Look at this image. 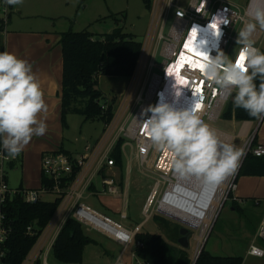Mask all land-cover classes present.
<instances>
[{"label": "rangeland", "instance_id": "374dc122", "mask_svg": "<svg viewBox=\"0 0 264 264\" xmlns=\"http://www.w3.org/2000/svg\"><path fill=\"white\" fill-rule=\"evenodd\" d=\"M186 1L187 0H183V2ZM230 1L235 4L236 9L243 15L247 1ZM27 2L31 3L30 0H23L22 4L26 7L28 5ZM64 2H68V6H66ZM172 2L175 3L174 1ZM185 5L186 3H182V6ZM58 7L60 8H56L54 12L52 11L51 13L56 16L61 15L58 19L63 20V23L67 26L66 29H68V27L74 31L87 29L88 32L91 31L101 34L111 32L115 27L121 26L125 32L132 33L135 39L142 43L138 69L128 80L126 77L121 76H99V90L106 96L107 100L110 101L113 99L111 101L114 111L112 122L104 124L98 120L86 121L81 115L70 113L67 117V122L68 125L70 124V127L67 125L65 128V130L68 131V145L80 148L87 142L88 147L85 150H88L90 148L89 146L94 145L93 143L96 139L95 142L101 140V137L105 139L103 146L104 144L107 146V143H110L109 138H111L114 143L118 137L123 138L121 150L125 166L124 179H126L124 182V191H122L119 184L120 171L118 167L107 168L104 166L101 172H108L110 175H113L115 181L118 183V196L115 197L107 193L99 195L91 194L89 191L94 190V186H91L89 191L84 194L81 201L122 224L124 222L132 223L130 224L132 227L136 222H141L145 219V216L142 214L143 205L154 183L159 179L154 169L157 148L153 145L146 161L140 162L136 156V143L133 136L140 117L142 116L145 118V116L149 114L142 115L144 110L152 103V101H149V90L153 85H155V88L161 86V80H155L154 78L160 77L161 67L166 59L163 53L164 44L175 43V39L172 36L173 34H170L173 11H169L170 13L167 20L164 22V7H158L157 5V7L153 8V12L147 11L144 8L142 0H58ZM17 15L18 13L14 10L12 18H16ZM239 25L240 22L236 24V26ZM233 34H235V38L231 40L228 45L229 54H227V56H229L230 59H233L234 53L238 48L236 44L238 34L237 32ZM258 46L259 48L264 47V41ZM230 98L231 96L229 99ZM225 106L226 104L223 105L221 111L214 119H206L205 122L221 132L227 131L235 133L242 125L240 122L235 125L233 121H227L220 117ZM134 120L136 122H134ZM261 125L262 126L259 125L260 127H257L256 130L257 137L263 140L264 122ZM107 135L110 136L108 137ZM244 141L245 139L239 141L234 137H230L229 143L237 148H243ZM113 142L112 146H114ZM242 161L243 160H240L236 171L230 174V183L236 179L235 176ZM6 170L8 171V185L12 189L18 186L30 189L39 188L40 179L36 178V183H32L35 178H32L31 172H27L26 169L22 168L20 163L9 165ZM194 178L196 177H185V180L191 182L194 181ZM261 180L263 187L262 192H264V176ZM230 183L225 186L223 196L217 205L212 219L208 222L207 230L202 236L201 229L203 224L201 222L199 225L192 223H190V225L184 224L190 232L188 235L189 246L186 248V251L192 260L202 245L213 255H238L242 257L245 248L253 238L255 244L264 247V242L260 238L255 237L256 225L264 214V207H252L247 202L242 205L240 204L241 207L245 209L243 213L235 210L227 198ZM94 185L96 188L102 190L103 187L100 175L95 176ZM163 189L164 186H160L156 195L158 199H160ZM55 197V194L47 192V194L41 196V199L43 201H52ZM122 210L125 211L128 218H120L119 213ZM151 210L154 212H152L149 219L144 221L141 231L160 233L166 237L167 229L162 226V228L159 227L154 221V215L167 218L169 220V229L174 228L175 222L183 226L182 223L166 216L165 212L158 210L156 206H153ZM191 210L192 208L189 209V211ZM81 226L86 235L97 239L96 244L92 243L85 246L82 254L83 264H114L117 256L119 258V261H117L118 264H135L134 259L136 257L132 256L133 248L131 246L122 251V247L117 245V243L113 242L110 238L96 230L87 228L85 225ZM104 248L110 249L111 256H109V258H106L102 254ZM34 252L35 248L33 245L25 259L29 261L34 256ZM28 261H25V263L23 261V263L28 264ZM46 261L49 264H60V262L53 257L51 251L47 252ZM242 264H264V258L258 260L249 259Z\"/></svg>", "mask_w": 264, "mask_h": 264}, {"label": "built area", "instance_id": "2783aa9c", "mask_svg": "<svg viewBox=\"0 0 264 264\" xmlns=\"http://www.w3.org/2000/svg\"><path fill=\"white\" fill-rule=\"evenodd\" d=\"M256 2L257 1H250V3H248L247 11L244 15H242L230 4L224 2V0H191L185 6L173 3L172 1L167 2L166 7L168 10L173 11L174 16L170 27V34L172 35V31L176 29L179 31V36L175 40L174 47L167 55H165L166 59L161 67V86L165 78L164 70L166 71V69L174 63V59L175 61L179 59V56L184 49L187 37L190 35V32H192L190 30L194 26L202 29L207 27L208 24L213 21L217 26L216 29L220 32L217 37L214 33L210 36L206 44L208 53L212 57H215L217 51H223L227 54L228 45L230 41L235 38L233 32L236 24L238 22H245V17L248 13L250 11H254L257 6H261L256 4ZM178 12L181 13V15H178ZM10 13V5L6 4L5 0H0V21H2L4 26L8 22ZM223 18H228L230 23L228 25H223ZM186 34L187 36L185 37ZM172 36H174V34ZM239 48L240 45L236 49L232 60L236 59ZM196 68L197 69H195L194 66H190V64H184L180 70V75L188 81V83L184 85V87H186L185 90L187 92L190 91L191 95H193V90L196 91L195 102L201 105L198 115L205 122L206 119H214L215 113H217V115L219 114L223 105L230 96L226 97L221 94V91L215 85L209 86V82L204 77L200 68ZM161 86L155 88L154 97L151 100L152 103L150 106L153 105V102L156 99L155 96L160 92ZM149 116L150 115L148 114L145 118L141 117L140 119L146 120ZM253 137L254 135L248 136L244 141L245 143L243 145V149L245 155L250 151L254 156H264V144L257 143L252 146ZM101 138V140L95 142L93 146L82 153L73 154L60 150L43 153L40 161V171L42 172L41 175L43 176V183L39 186V188L31 189L24 187L12 189L9 187L7 181L8 171L6 169L10 164L16 162L19 156L16 158H10L7 152L0 148V247L8 239L11 231L10 226L6 223L5 214L1 210L3 203H5L8 199L13 198H20L26 203H34L42 200L41 196L43 194H47L48 192L55 194V198L59 199V203L57 209L47 223V226L42 229L39 237L47 232L52 222L57 219L64 210L68 209L66 211V219L68 217H72L81 225H85L89 229L96 230L97 232L110 238L113 242L117 243V245H120L122 247V251L131 246L133 248L132 256L136 257L134 259L135 264H143L142 260L136 256L134 251L135 246L141 245L139 241L134 239L135 234L141 231L144 221L151 217L152 212H154L151 208L156 206V208L160 210L161 207H166L164 198L168 195L175 197L177 190L182 188L184 183L180 180V178L175 176L176 174H174L171 152L167 149H157L154 169L158 174L159 179L154 183L152 189L150 190V194L143 205L142 214L145 216V219L130 228L124 226L122 223L112 219L105 213H102L101 211H98L81 201L84 194L89 191L91 186H94V190L89 191L91 194L99 195L107 193L116 197L119 193L118 183L115 181L114 176L110 175L108 172H101L104 166L107 168H113L116 166L114 159L109 156L111 147L103 148V142L105 139L103 137ZM133 138L136 143V156L140 162H145L153 144L150 138L143 132L142 124H136ZM97 175H100L101 177V184L103 187L102 190L96 188L94 185V178ZM234 183V181L230 183L228 190L233 188ZM160 186H164V189L160 199H158L156 195ZM125 217V213H122L121 218ZM26 233L30 235L34 233L32 225L26 226ZM39 237L34 244L35 255L29 261L28 259H24V263L25 261H28V264H33L35 260L39 258L41 259V264H49L46 261V256L47 252L51 251L50 249L52 244L50 248L44 249L42 245H39ZM255 237L260 238L264 242V219L260 220L258 223ZM247 254L262 257L264 255V249L252 242L249 244ZM3 256L4 252L0 248V264H2ZM117 261H119V258ZM24 263L22 262V264Z\"/></svg>", "mask_w": 264, "mask_h": 264}, {"label": "trees", "instance_id": "16d2710c", "mask_svg": "<svg viewBox=\"0 0 264 264\" xmlns=\"http://www.w3.org/2000/svg\"><path fill=\"white\" fill-rule=\"evenodd\" d=\"M153 0H142L144 8H152ZM4 24L0 21V30ZM99 39L96 40L95 37ZM59 43L62 49V87L60 118L63 127H66L67 114H79L84 120H98L104 124L112 122L114 111L110 101L98 88V79L101 75L131 77L139 63L142 43L137 41L132 33L125 32L121 26L115 27L111 32L93 33L87 29L74 31L68 29L60 34ZM259 48V47H258ZM264 52V48H259ZM254 83L259 86L257 78ZM225 104L220 114L222 119L236 121H254L242 108H234L232 97ZM224 104V105H225ZM264 120V119H262ZM123 138L118 137L112 146L109 156L114 159L120 171V186L123 187L124 163L121 146ZM256 143V135L252 140ZM0 148L3 149L2 144ZM63 151L62 149H60ZM237 170L234 182L240 176H264V156H254L250 151L242 159ZM12 164H10L11 166ZM43 176L41 175V184ZM230 190L227 198H230ZM252 207H263L262 200L245 199ZM246 202V203H247ZM59 199L52 201L39 200L26 203L20 198L8 199L1 206L10 226V234L0 247L4 252L2 264H22L28 252L35 244L42 229L47 226ZM235 210L244 212V208L232 200L230 202ZM154 221L160 228L167 229L166 237L160 233L139 231L134 239L141 243L135 246L136 256L143 264H192V259L186 249L177 245L180 225L175 222L172 229L168 228L169 220L160 215H154ZM260 221H258L259 223ZM257 223V225H258ZM33 226V234L26 233V226ZM256 225V227H257ZM56 235L51 253L60 263H82V254L87 244L96 241L86 235L81 224L72 217H68ZM162 226V227H161ZM243 257L238 255H213L204 247L199 252L194 264H242ZM33 264H41L37 258Z\"/></svg>", "mask_w": 264, "mask_h": 264}, {"label": "clouds", "instance_id": "9594fccd", "mask_svg": "<svg viewBox=\"0 0 264 264\" xmlns=\"http://www.w3.org/2000/svg\"><path fill=\"white\" fill-rule=\"evenodd\" d=\"M5 3L15 6L23 0ZM248 15L251 21L245 23L236 38L240 45L236 59H230L223 51H217L215 57L207 53L201 72L209 86L215 85L221 94L227 97L235 93L234 108H242L260 120L264 119V52L254 46L252 37L257 26L264 30V7L257 6ZM229 23L228 18L222 19L223 25ZM195 29L194 26L190 31ZM257 78L258 87L254 83ZM200 107L194 104L192 108L180 109L169 103L149 106L142 113H151L143 120L142 130L158 150L171 152L173 170L180 177L195 176L218 185L236 171L245 152L221 143L198 115ZM42 112H47V104L32 65L14 53L0 51V144L10 158H16L34 136L46 134L47 124L39 118Z\"/></svg>", "mask_w": 264, "mask_h": 264}, {"label": "crops", "instance_id": "0c3cea01", "mask_svg": "<svg viewBox=\"0 0 264 264\" xmlns=\"http://www.w3.org/2000/svg\"><path fill=\"white\" fill-rule=\"evenodd\" d=\"M174 1L176 4L188 3L191 0L183 2V0H153L152 8L150 11L153 12L154 7H164L163 11V20L166 22L169 15L167 9V2ZM214 1V0H213ZM246 7L244 13L247 11V6L250 1L254 2L255 0H246ZM256 4L264 7V0H256ZM31 3L27 2L28 5L25 7L23 4L20 5H10L11 13L7 24L0 30V51H8L14 53L18 57L27 60L32 65V70L36 74L37 79L40 83L41 90L44 94V100L47 104V112H42L39 116L40 119L44 120L47 124V132L43 136H34L30 143L24 147L23 151L18 155L19 158L15 163H20L22 168L26 169L27 172H31V177L35 178L32 183H36V178L40 179L41 185V171H40V161L41 156L45 152H51L55 150L62 149L63 152L70 153H82L85 152L88 147V143L80 148L71 147L68 145V131L65 128L68 125L66 116V127L62 126L60 111H61V83H62V49L59 43L60 34L65 32L67 26L63 23L62 19H58L61 15L56 16L51 13L58 7V0H30ZM227 4L235 7V4L230 0H224ZM158 3V4H157ZM68 6V2H64ZM14 10L18 13L16 18H12V13ZM21 14V15H20ZM247 14V13H246ZM244 15V14H243ZM172 17L173 14H172ZM245 22H240L239 26H235L234 32L240 31V29L245 25V23L251 21L250 16L245 17ZM58 19V20H57ZM9 24V26H8ZM235 35V34H234ZM252 39L255 40V46L262 44L264 41V30H261L257 26L256 32L253 34ZM239 46V45H238ZM264 48V47H262ZM227 54L228 48H227ZM226 54V55H227ZM164 63V62H163ZM139 63L135 70V73L138 69ZM127 80L130 77H126ZM233 121V124L240 122L242 126L235 133L226 132L230 137L241 141L246 139L248 136L256 135V143L264 144V139L257 137V127L262 126L261 124L264 120H254V121H236L234 119L228 120ZM260 125V126H259ZM70 127V124L68 125ZM236 130V129H235ZM108 137L110 135H107ZM76 140V139H75ZM97 140V139H96ZM95 140V141H96ZM94 141V143H95ZM108 145L104 144L103 147L110 148L112 147L113 140L109 138ZM93 143V144H94ZM106 143V142H105ZM114 143V142H113ZM93 146V145H92ZM91 147V146H89ZM61 151V150H60ZM125 168V166H124ZM263 177V176H262ZM261 176H240L239 179L234 183L233 188L230 190L231 197L228 200L231 202L235 200L239 204H245L247 201L245 199H254L262 200V206L264 207V192H262V178ZM8 179V178H7ZM31 179V178H30ZM29 179V180H30ZM122 191H124V182ZM39 185V186H40ZM22 187V186H18ZM37 187V186H32ZM17 188V187H16ZM25 188V187H24ZM64 210L57 219H55L52 224L49 226L47 232L39 237V245H42L44 249L50 248L54 238L56 237L58 231L62 227L64 220L66 219V211ZM125 211L119 213L120 218L121 214ZM128 218L127 214L125 213ZM264 219V214L260 220ZM259 220V221H260ZM139 222H136L137 224ZM132 223L124 222L123 225L130 228ZM134 224V225H135ZM257 228V227H256ZM256 230V229H255ZM94 239L93 237H91ZM97 243V239H94ZM254 242V238L250 243ZM95 243V244H96ZM249 243V244H250ZM92 244V243H91ZM248 246L245 248L243 255V263L249 259H262V257L253 256L247 254ZM89 245V244H88ZM262 247V246H261ZM85 248V247H84ZM264 249V247H262ZM51 250V249H50ZM110 249L104 248L102 254L107 258L111 256ZM35 255V254H34ZM118 256L116 257L114 264H117ZM83 264V263H80ZM92 264V263H90Z\"/></svg>", "mask_w": 264, "mask_h": 264}, {"label": "bare ground", "instance_id": "6f19581e", "mask_svg": "<svg viewBox=\"0 0 264 264\" xmlns=\"http://www.w3.org/2000/svg\"><path fill=\"white\" fill-rule=\"evenodd\" d=\"M212 24L215 23L212 21V23L208 24L207 27H204L202 29L196 27L195 31L190 32V35L187 37V40L184 45V49L180 54L179 59L176 61L174 59V63L166 69L168 75H166V71L164 70L165 78L162 82L160 92L157 95L155 94L156 99L154 100L152 106H155L159 103H169L176 108L183 109V108H192L194 104H197L195 102L196 96L191 95L190 91L187 92L185 90L186 89V87H184L185 83H183V79L185 78L181 77L180 75L181 68H179L178 71V66L181 64L184 58L190 59L192 61L190 66H194L195 69H197L195 65L205 63L203 57L208 53L206 44L210 36L213 35V33L217 37L220 32L218 29L212 28L211 27ZM194 32L195 35H193ZM172 34H174L173 37L176 40V38H178L179 36V31L174 29L172 31ZM186 36L187 34L185 35V37ZM174 45H175L174 43H168L166 45L164 44L163 53L167 55L169 51L174 47ZM189 48L193 49L194 52L189 51ZM195 53H201L202 55L198 56L195 55ZM184 64H189V63H184ZM154 79L160 80V77H156ZM154 93H155V85H153L152 88L149 90V96H150L149 101H151L152 98L154 97ZM178 93L180 94L177 95ZM149 115H151L150 112ZM216 115L217 113L214 114V117H216ZM134 122L136 121L134 120ZM138 123L142 124L143 120L139 119ZM208 126L216 134L218 140L221 143L230 144L229 134L221 132L211 127L210 125ZM174 174L176 173L174 172ZM175 176L180 178V180L184 183V186L177 190L175 197H171L169 195L165 197L164 201L166 203V207L163 206L160 208V210L195 225H199V223L201 222L203 224V227L201 229L202 230L201 236H202L204 232L207 230L208 222L212 219V216L216 211L217 205L221 197L223 196L225 186L229 185L231 181V180L229 181L230 175L227 176L226 179L218 185L207 184L201 178H197V177L193 179L194 181L190 182L185 180V177H180L178 174H176ZM190 208H192L191 211H189Z\"/></svg>", "mask_w": 264, "mask_h": 264}, {"label": "water", "instance_id": "95a60500", "mask_svg": "<svg viewBox=\"0 0 264 264\" xmlns=\"http://www.w3.org/2000/svg\"><path fill=\"white\" fill-rule=\"evenodd\" d=\"M95 39L98 40L99 37L96 36ZM260 120H262V119H260ZM165 214H166V216L170 217L171 219H174L175 221H178V222L183 224V226H181L180 229H179V237L177 238V243L183 249L188 248V246H189L188 245V235H189L190 232H189V229L185 225H188V224L190 225V223L185 221V220H183V219H181V218L173 216L171 214H168V213H165ZM201 249H203V245L200 247L197 255L194 257V259L192 261V264H194V262H195V260H196V258L198 256L199 252L201 251Z\"/></svg>", "mask_w": 264, "mask_h": 264}, {"label": "snow or ice", "instance_id": "6c2138e0", "mask_svg": "<svg viewBox=\"0 0 264 264\" xmlns=\"http://www.w3.org/2000/svg\"><path fill=\"white\" fill-rule=\"evenodd\" d=\"M211 27H212V28H216L217 26H216L215 24H212ZM193 35H195V32L193 33ZM186 47H187V46H186ZM189 51L194 52V50L191 49V48H189ZM195 55L201 56L202 54H201V53H195ZM203 58H204V57H203ZM184 63H189V64H191L192 61H191L190 59H188V58H184V60H183V61L181 62V64L178 66V71H179V68H182V67H183V64H184ZM202 66H203V64H197V65H196V67H199L200 70H201ZM183 83L187 84V83H188L187 79H183ZM197 90H198V89H197Z\"/></svg>", "mask_w": 264, "mask_h": 264}]
</instances>
